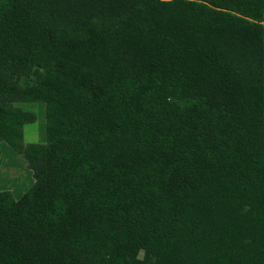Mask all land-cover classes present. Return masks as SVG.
<instances>
[{"label":"trees","instance_id":"trees-1","mask_svg":"<svg viewBox=\"0 0 264 264\" xmlns=\"http://www.w3.org/2000/svg\"><path fill=\"white\" fill-rule=\"evenodd\" d=\"M0 143V264H264V0H0Z\"/></svg>","mask_w":264,"mask_h":264},{"label":"rangeland","instance_id":"rangeland-1","mask_svg":"<svg viewBox=\"0 0 264 264\" xmlns=\"http://www.w3.org/2000/svg\"><path fill=\"white\" fill-rule=\"evenodd\" d=\"M23 104H29L31 106H39V105L42 106L41 111H35V114L37 116L36 121L31 125H27L25 128V132L28 135L27 141L32 143H42L38 140L39 136L33 135L32 133L38 134V132L41 130L42 135L44 137V133H45V119H44V110H43L44 106L41 103H23ZM25 109H28V107H25ZM42 139L44 141V138ZM3 146L4 149H0V189L2 190L12 189L13 193L11 195L13 196V198L18 199L22 196L23 193H25L31 187V185L26 186L27 184H25L27 183V180H29V178L31 177V172L26 167L22 156L12 152L7 147L6 144H4ZM6 152H10V154ZM2 171H7L8 176H6L7 177L6 181L1 180ZM27 176L29 177L27 178ZM5 184H9L10 186H3ZM3 187H8V188H3Z\"/></svg>","mask_w":264,"mask_h":264},{"label":"crops","instance_id":"crops-1","mask_svg":"<svg viewBox=\"0 0 264 264\" xmlns=\"http://www.w3.org/2000/svg\"><path fill=\"white\" fill-rule=\"evenodd\" d=\"M30 103H33V102H30ZM43 106H44V104L43 103H41ZM18 107H20L22 110H24V111H28V112H32V113H34L35 114V111H41L42 110V106L41 105H39V106H31V105H29V104H23V103H17L16 104ZM24 106V107H23ZM25 107H28V109H25ZM37 107V108H36ZM43 110H44V107H43ZM36 115V114H35ZM36 118H37V116H36ZM33 124V123H32ZM27 125H31V124H27ZM27 125H25L24 126V128H23V137H24V141L26 142V143H32V142H29V141H27V137H28V135H27V133L25 132V128H26V126ZM34 132H36V131H34ZM33 135H38L39 136V141L40 142H42V143H44V141H45V133H44V137H43V135H42V132H41V130L38 132V134H34V133H32ZM37 136V137H38ZM42 138H44V141H43V139ZM5 143H0V149H4L3 147V145H4ZM8 147V146H7ZM9 148V147H8ZM10 149V148H9ZM11 150V149H10ZM8 151V150H7ZM12 151V150H11ZM13 152V151H12ZM6 153H9L10 154V152H6ZM15 153V152H14ZM16 154V153H15ZM18 155V154H17ZM21 156V155H20ZM25 162V161H24ZM25 165H26V163H25ZM26 167H27V165H26ZM31 172V171H30ZM6 176H8L7 175V171H2V175H1V180L2 181H6V179H7V177ZM29 176H27V178H28ZM11 182V181H10ZM15 183H16V181H15ZM32 183H33V178H32V174H31V177L29 178V180H27V183H25V184H27L26 186H30V185H32ZM3 186H10L9 184H5V185H3ZM3 188H8V187H3ZM28 188V187H27ZM1 191L0 192H2V191H7V192H10L11 194L13 193V190L12 189H7V190H2V189H0ZM23 190H26V189H23ZM24 192V191H23Z\"/></svg>","mask_w":264,"mask_h":264}]
</instances>
